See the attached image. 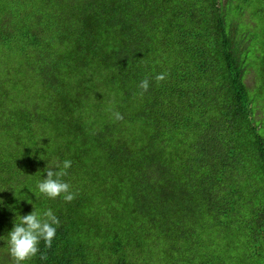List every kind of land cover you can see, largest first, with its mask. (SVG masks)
<instances>
[{
	"label": "trees",
	"instance_id": "obj_1",
	"mask_svg": "<svg viewBox=\"0 0 264 264\" xmlns=\"http://www.w3.org/2000/svg\"><path fill=\"white\" fill-rule=\"evenodd\" d=\"M263 17L261 0H0V264L48 209L47 259L24 264H264ZM64 160L71 202L37 187Z\"/></svg>",
	"mask_w": 264,
	"mask_h": 264
},
{
	"label": "clouds",
	"instance_id": "obj_2",
	"mask_svg": "<svg viewBox=\"0 0 264 264\" xmlns=\"http://www.w3.org/2000/svg\"><path fill=\"white\" fill-rule=\"evenodd\" d=\"M166 78L167 73L155 76L157 82ZM149 86V79H143L139 84V88L142 90L140 95L147 92ZM114 117L116 120L123 119L119 112H115ZM71 163L70 160H64L62 165L57 164L55 166L56 170L52 167H46L47 178L38 183L39 192L50 199L62 197L66 202L73 201L76 194L70 191V185L62 179L68 175L67 170L71 167ZM59 225L60 221L51 209L46 210L42 216L35 210L30 214L20 216V222L15 223L8 233L9 251L15 264H24V262L36 257L38 253H40L41 260H46L47 254L40 252L39 244L43 240L45 247L50 249Z\"/></svg>",
	"mask_w": 264,
	"mask_h": 264
},
{
	"label": "rangeland",
	"instance_id": "obj_3",
	"mask_svg": "<svg viewBox=\"0 0 264 264\" xmlns=\"http://www.w3.org/2000/svg\"><path fill=\"white\" fill-rule=\"evenodd\" d=\"M261 3H262L263 8H264V0H261ZM247 8L248 7H245V9H247ZM245 16L247 17V19L249 21V15L247 14L246 11H245ZM262 19H263V23L260 25V31L258 32V30H257L254 32V34H252V35L257 36L256 41L252 40V39H251V41H249V46H248V50H249L248 56L249 57L256 53L255 49L253 48V46H255L254 43H257V46L258 45H260L262 47L264 46V17ZM254 26H255V22H252V27H254ZM247 71H248V73L246 75L245 82H246L247 88H249L250 92H252L255 90V88L258 87L257 76H259V75L256 73V70H254L252 66H250V68ZM255 118L258 121L264 120V101L263 100L261 101V103L259 104V106L256 109ZM158 253L159 252L156 251L155 255H157ZM153 259H155L157 261V262H155V264H160V262H158V257L155 256ZM148 264H151V263L148 262Z\"/></svg>",
	"mask_w": 264,
	"mask_h": 264
}]
</instances>
